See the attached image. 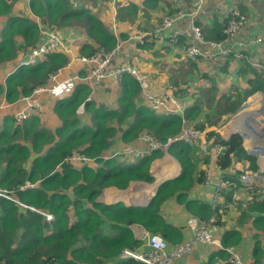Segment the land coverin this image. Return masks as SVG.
<instances>
[{"label": "trees", "instance_id": "1", "mask_svg": "<svg viewBox=\"0 0 264 264\" xmlns=\"http://www.w3.org/2000/svg\"><path fill=\"white\" fill-rule=\"evenodd\" d=\"M77 1L80 0L28 2L32 13L40 17L51 30L74 26L83 29L88 40L80 49L82 54L90 55L101 48H114L118 42L117 37L90 8L84 5L80 7L81 2ZM13 2L0 0V16L10 15L9 25L2 30L0 65L16 63L20 53L26 54L41 39L35 19L27 14L11 15ZM145 2L147 8L158 5L157 0ZM122 10H126L125 15H135L137 4L121 7L120 16ZM145 12L151 14L149 10ZM128 19L132 21L131 17ZM227 20H215L211 28L204 27L206 37L223 39ZM196 23L201 25L199 20ZM127 36L128 33H121V38ZM187 40L188 37L179 36L176 44L185 45ZM153 42L146 40L136 46L139 50L152 49L158 62L164 52L154 49ZM68 61L66 53L51 51L36 65L18 67L5 81H0V101L2 96L8 102H14L20 96L29 95L35 87L47 82L49 74ZM191 62L185 66L180 62L183 67L180 66L174 74H178L176 71L180 72V69L188 72L189 66H195ZM247 66L245 61L243 72ZM252 71L255 77L248 78L249 87L233 88V97L227 101V108L232 104L235 111L248 95L264 89L261 72L254 68ZM121 86L117 106L111 108L104 103L87 101L89 86L86 83L76 85L68 97L58 99L55 103L54 110L61 119L55 130L45 127L40 112L21 121L10 114L4 116L0 125V191L5 194H0V264H145L134 259L113 262L124 248L136 249L140 244L130 229L132 223L144 224L147 218H161L159 211L162 202L177 192V199L183 200L185 196L184 202L190 205L193 214L208 219L214 213L219 223L222 213L230 207L234 209L233 205L237 202L234 195L241 191L250 193L252 197L244 208L241 206L243 202L239 201V208L242 209L238 210L237 220L239 223L247 220L252 222L256 231L252 248L256 259L253 262L264 264V195L259 187L239 181V175L245 170L259 169L260 166L257 157L246 151L240 133H232L225 139L214 131L209 132V137L215 135L219 142L227 146L218 157L217 166L226 170L233 165L234 160L247 162L245 168L227 175L230 183L220 191L222 206L213 209L205 201H187L184 190L194 183L195 178L205 182L206 176L204 168L198 169L193 147L184 140L175 141L170 147V151L181 163V174L161 185L147 208H132L122 202L106 204L98 201L106 186L126 188L132 180H154L150 174V164L159 150L142 157L136 163H131L127 158L128 161L119 160L113 155L104 157V152L111 147L114 138L120 136L124 142L133 141L140 133L149 131L165 140L179 132L184 124L200 129L205 127L195 122V116L200 110L198 102H191L190 107L185 108V116L181 117L155 111L137 102L140 86L133 76L123 74ZM175 93L179 96L188 92L183 88ZM85 100L87 120L77 113V108ZM75 153L93 158L97 166L76 164L68 159ZM202 161L206 164L208 157L202 158ZM27 181L33 183V186L23 188ZM48 214L52 215L50 219ZM160 226L164 230L174 229L167 223H160ZM150 230L156 232L154 227ZM240 237L237 231L226 230L222 235L224 245L220 250L223 251L214 252L211 258L216 253L223 257L227 255L226 247L235 245Z\"/></svg>", "mask_w": 264, "mask_h": 264}, {"label": "crops", "instance_id": "2", "mask_svg": "<svg viewBox=\"0 0 264 264\" xmlns=\"http://www.w3.org/2000/svg\"><path fill=\"white\" fill-rule=\"evenodd\" d=\"M145 1L146 0H80V7L84 5L90 8L97 17L104 21L107 28L117 37L118 42L121 43V50L116 56V61L121 63L126 61L135 63L145 72L155 75L158 81L157 87L159 91L165 89L167 92H171L174 98L181 102L180 111L173 114L184 117L185 108L190 107L191 102H198L200 110L198 113L196 112L197 115L195 113V122L204 124L205 131H214L225 139L232 133H240L243 136V145L246 151L256 156L257 163L260 166L259 168L264 169V150L263 152L259 150V148H263L261 145L264 144V132L260 135L254 131L252 126H249V123H251L250 121L260 122L263 124L264 130V96L263 98L261 97V93H264V89H259L248 95L235 111L232 108V104L229 105L228 108L226 106L230 97H233V88L235 89V87H238L241 89V87H249L248 78L255 77V73L252 71L253 68L261 72V76L264 78V0H207L205 7L196 19L199 20L201 24L200 27L211 28L215 20L218 22H223L225 19L227 20L228 11L236 7L245 13L248 18L247 25L240 33V39L243 38L248 40L254 36L262 37L261 42L246 45L243 49V56L230 57L228 59H223L218 55L189 57L186 52V44L180 43L177 45L176 42H172L169 36L170 32L175 28H186L188 25L186 18L181 19L178 23H175L173 27L166 30L164 36L153 37L149 34L150 31H153L159 25L164 15L173 13L183 6L189 7L195 0H157L158 5L153 8H147ZM103 3L105 4L104 6ZM131 3L137 4V13H135V15L130 13L125 15L126 10H122L123 17L120 16V8ZM12 10L13 12L11 15L21 16L27 14L38 22L37 27H39L41 34L40 41L46 37V32L51 30L47 28V25L43 23L40 17L32 13L27 0H14ZM146 10H149L151 14L145 12ZM9 16L10 15L6 17L0 16V41L2 39V30L9 25ZM128 17H131L132 21H130ZM205 28L204 30L202 29V32L206 39H210L206 37L207 31ZM82 30L83 29H79V27H61L56 30L61 33L64 41L71 46V51L59 50L66 53L69 61H71L69 66H67L68 63L63 66L65 68L63 70L62 79L76 72L83 73L84 65L78 57L80 55H88L82 54L80 51L83 44L87 42L88 36ZM122 32L128 33L127 38H121ZM138 35H145L143 43H145L146 40H154V49H160L164 52V56L160 57L162 58L160 59L161 62H156L157 57L153 54L152 49L139 50L137 48V43L143 44L140 42L139 38L136 37ZM191 37L192 35L189 36L190 39ZM24 54L25 53L19 54L16 63L8 65V67L4 65L7 67L5 69H2L0 65L1 82L5 81V78L18 68V62L20 58H23ZM191 60V63H194L195 66L193 68L189 66L188 72H185L184 69H180V72L176 71L178 75L174 78V71L178 70L182 65L185 66V64ZM245 61L247 62L248 68L243 72V64ZM180 62H182V65ZM121 78L119 82L107 81L101 83L95 87L93 93L90 89L89 95H91V99L87 101L93 100L98 104L104 103L111 108L116 107L122 89ZM240 80H243L245 85H242ZM237 81L238 83H236ZM176 83L178 84L176 85ZM183 88H186L188 93L178 96L175 91ZM71 90H74V88L69 87L65 92ZM70 94L71 93L67 94L66 97ZM21 97L22 96L14 102H8L6 98L2 96L0 101V125L5 115L10 114L15 116L19 106L20 108L22 107ZM66 97H64V95L52 96L50 94H45L41 97L44 105L41 114L43 123L47 120V117L51 115L58 121V125L60 124L61 119L55 112L54 106L57 99ZM136 99L140 104L150 107L148 104L144 103L140 91ZM169 105H171L170 102ZM223 108L226 110H222ZM77 113L81 117H83V114H86L85 104L84 111H77ZM202 144L203 141H199L190 145L194 149L198 169L204 168L205 175L206 169L209 167L208 163L211 162L213 181L207 182L205 178V182H202L195 178L194 183H191L190 186L184 190V193L186 194L187 201H205L207 204H210V207L215 209L220 205L222 200L220 195L221 189H217L216 182L222 177L227 180V175L230 176L231 172L240 168H245L247 162L244 160H234L230 168L223 170L217 166L218 158L213 161L208 155L203 153ZM129 145L145 148L143 143L137 138L133 141L124 142L120 139V136H118L114 138L111 147L104 152V157H110L114 153H122L113 157L119 160H130L131 163H136L141 158L133 159L132 161V157L123 154V149ZM158 152L159 154L150 164V174L154 178L153 181L132 180L126 188H119L114 185L106 186L99 195L98 201L106 204L122 202L124 205L132 208H147L152 198L156 195L159 187L168 180L178 177L182 172L181 163L170 151V148L166 151L159 150ZM205 157H208L206 164L202 161V158ZM72 161H75L76 164L82 165L86 163L97 166L94 159L90 162H83L80 160ZM177 194L178 192L173 196H169L162 202L159 211L161 218L155 216L154 219H145L146 221L144 224L141 222H134L130 225V229L134 236L140 241L139 246L133 250L147 252L151 249L146 240L142 237L146 231L152 232L150 230L151 227H154L155 233L164 236L171 245L183 242L194 235L188 224V220L191 216H196L197 214H193L190 205H188L186 201L184 202L185 196L183 200H180L177 199ZM239 194L246 196L245 198L241 197V200H244L245 204L248 200H251L252 196L250 193L241 191L236 192L234 196L236 197ZM229 210H231V212L234 211L235 215H230ZM229 210L221 214L219 223L214 213L205 220H209L211 217L215 219L217 224L215 237L222 246L224 245L222 242L223 233L226 230L237 231L241 237L235 245L231 246L235 248L244 261L253 262L256 259L252 253L254 234H256L253 224L250 220L239 223L236 210L231 209V207ZM235 216L236 218L233 220ZM196 217L200 218L199 215ZM160 223L171 224L174 229L164 230V228L160 226ZM245 225H247L249 229H246L244 227ZM220 249L223 248H220L218 244L199 243L193 248L191 253L179 258L177 264H231L229 253H226L227 255L224 257L216 253L215 257L211 258L214 252L223 251ZM120 254L114 258L113 262L117 260L125 261L126 259H133L122 258ZM136 261L142 263V261Z\"/></svg>", "mask_w": 264, "mask_h": 264}, {"label": "built area", "instance_id": "3", "mask_svg": "<svg viewBox=\"0 0 264 264\" xmlns=\"http://www.w3.org/2000/svg\"><path fill=\"white\" fill-rule=\"evenodd\" d=\"M207 0H195L189 7H180L175 12L166 14L162 17L159 25L150 31L153 37L164 36L165 31L173 27L181 19L186 18L188 25L186 28H175L170 32V40L177 42L179 36L188 37L186 43V52L189 57H203L209 55H218L223 59L230 57L243 56V49L248 44L259 43L262 40L261 36H254L248 40L240 39V33L248 23V18L245 13L234 7L228 11L227 25L224 28V38L220 40L206 39L200 25L196 23L198 15L201 13L206 5ZM192 35L191 39L189 36ZM140 42H144L145 35L136 36ZM62 48V49H61ZM121 43H118L113 49L106 50L104 48L98 49L90 55H80L78 58L83 63V73L76 72L66 78L62 79L63 70L65 67H59L55 72L48 75L47 82L37 86L29 95H24L20 98L22 107L16 111L15 116L18 120L28 118L33 113L43 112V102L41 97L45 94L52 95H67L65 92L69 87H74L78 83H86L91 92H94L96 86L107 81L119 82L123 74L133 76L139 86L142 99L144 103L148 104L151 108L166 109L172 113L180 111L181 102L174 98L171 92L167 90L159 91L157 87V79L155 75L142 70L135 63L129 61L118 62L116 56L119 54ZM71 51V46L68 49L64 45L63 38L56 30H50L48 37L38 46L31 47L29 51L20 58V65L22 67L32 66L40 61V58H45L50 51L59 50ZM71 64L68 61L67 66ZM91 95L86 100H90ZM169 102L171 105H169ZM77 108L78 112L84 111V104ZM184 120V118H183ZM185 121V120H184ZM207 131L195 128L191 125L184 124L179 132L175 135H170L167 139L162 140L148 131L140 133L137 137L139 141L144 143L145 148L139 146H127L123 149V153L128 156H143L151 153L154 150H168L171 144L175 141H187L189 144H195L203 141V153L208 155L213 161L216 160L226 149V145L219 142L215 135L206 137ZM68 159L80 160L83 162H90L93 158L87 157L81 153H75ZM206 169V180L212 182L211 162L208 163ZM239 181L246 185L260 186L264 191V170H248L239 175ZM229 181L223 177L217 182V189L220 190L227 185ZM27 184H30L29 182ZM218 194V193H217ZM52 215L48 214V218ZM188 224L192 229L194 235L183 242L174 245L169 244L167 239L158 233L146 231L143 238L151 249L147 252L133 250L131 248H124L121 251L122 258H133L144 262L145 264H177L179 258L191 253L193 248L199 243L218 244L220 248L222 244L218 242L215 237L217 226L214 218L209 220H202L196 216H191ZM229 253V260L232 264H258L256 262L244 261L241 255L235 250L234 247H226Z\"/></svg>", "mask_w": 264, "mask_h": 264}, {"label": "rangeland", "instance_id": "4", "mask_svg": "<svg viewBox=\"0 0 264 264\" xmlns=\"http://www.w3.org/2000/svg\"><path fill=\"white\" fill-rule=\"evenodd\" d=\"M78 2H80V1H77V3ZM122 18V17H121ZM74 27H78V26H74ZM80 29V28H79ZM59 33V35L62 37V35H61V33L60 32H58ZM113 33V32H112ZM63 38V37H62ZM64 40V39H63ZM64 45L66 46V48L68 49V47H69V45L64 41ZM62 49V48H61ZM65 50V49H64ZM67 51V50H66ZM160 59H162V58H160ZM7 67H8V65H7ZM6 66H4V65H1V68L2 69H5V68H7ZM176 75H178V74H174L173 73V76H174V78L176 77ZM174 80V79H173ZM236 83H238V81L236 82ZM240 83L242 84V85H245V83H244V81L243 80H240ZM263 96H264V93H261V97L263 98ZM58 100V99H57ZM19 108H20V106H19ZM18 108V109H19ZM18 109H17V111H18ZM261 112H262V110H261ZM40 114V113H39ZM42 114V113H41ZM87 118H88V116H85V114H83V119H85V120H87ZM195 121H196V119H195ZM44 125H45V127L46 128H49V129H51V130H55V126L56 125H58V121L57 120H55L54 118H53V116H51V115H49L48 117H47V120L44 122ZM261 147H263V148H259V150H260V152L262 151L263 152V150H264V144H262L261 145ZM259 191L260 192H262L263 193V195H264V192L261 190V187H259ZM1 194V193H0ZM241 197H243V198H245L246 196L245 195H243L242 196V194H239L238 196H236V200H237V202H236V204L235 205H233V207H234V209L236 210V212H237V214H238V210L239 211H241V209L242 208H239V205H238V203H239V201H241V202H243V205H241L243 208L244 207H246L245 206V201L244 200H241L242 198ZM241 198V199H240ZM246 200V199H245ZM229 214L230 215H235L234 214V211H232L231 212V210H229ZM235 218H236V216L235 217H233V220H235ZM50 219V218H49ZM231 219V218H230ZM246 229H249V227H247V225H245L244 226Z\"/></svg>", "mask_w": 264, "mask_h": 264}, {"label": "bare ground", "instance_id": "5", "mask_svg": "<svg viewBox=\"0 0 264 264\" xmlns=\"http://www.w3.org/2000/svg\"><path fill=\"white\" fill-rule=\"evenodd\" d=\"M27 1H29V0H27ZM49 32V31H48ZM48 32H46V37L42 40V41H40L36 46H38L39 44H42L43 43V41L45 40V39H47V37H48ZM119 42H117V44H118ZM116 44V45H117ZM113 49V48H112ZM107 50V49H106ZM109 50H111V49H109ZM54 51H56V50H54ZM54 51H52V52H54ZM51 52V51H50ZM49 52V53H50ZM47 55H48V53H47ZM46 55V56H47ZM45 56V57H46ZM45 58H40V61L41 60H44ZM18 67H22L21 65H20V61L18 62ZM122 77V76H121ZM120 77V78H121ZM50 95H52V93L50 94ZM52 96H55V95H52ZM155 111H161V112H168V113H172V112H169V111H167L166 109H164V108H162V109H155ZM185 123V122H184ZM189 125V124H188ZM192 126V125H191ZM200 129V128H199ZM204 130V129H203ZM149 132V131H148ZM209 132L210 131H207V137L209 138ZM143 133V132H142ZM211 137V136H210ZM143 145H144V143H143ZM172 145V144H171ZM132 146V145H131ZM171 147V146H170ZM157 150H160V149H157ZM226 150V149H225ZM224 150V151H225ZM155 151V150H154ZM161 151H166V150H161ZM153 152V151H152ZM152 152L151 153H148V154H145V155H143V156H131L132 157V161H133V159H137V158H142V157H145V156H148V155H151L152 154ZM120 154H122V153H114V154H112L113 156H117V155H120ZM123 154H125V153H123ZM128 156V155H127ZM108 157V156H107ZM128 157H130V156H128ZM248 170H264V169H261V168H259V169H247V170H245V171H248ZM244 171V172H245ZM29 181H27L26 183H25V185H23L22 187L23 188H25L26 186H28V185H31V186H33V183H30V184H27ZM251 186H253L254 187V185H251ZM256 186V185H255ZM257 187H260V186H257ZM262 190V189H261ZM263 191V190H262ZM264 192V191H263ZM0 193L1 194H4V193H2L1 191H0ZM5 195V194H4ZM199 218V217H198ZM201 219V218H200ZM202 220H205V219H202ZM214 222H215V219H214ZM215 224H216V222H215ZM216 226H217V224H216ZM174 245V244H173ZM223 247V246H222ZM229 247H232V246H229Z\"/></svg>", "mask_w": 264, "mask_h": 264}, {"label": "water", "instance_id": "6", "mask_svg": "<svg viewBox=\"0 0 264 264\" xmlns=\"http://www.w3.org/2000/svg\"><path fill=\"white\" fill-rule=\"evenodd\" d=\"M251 123H249V126H252L254 128V131L259 133L260 135L263 134L264 130H263V124L260 122H256V121H250ZM34 209V208H32Z\"/></svg>", "mask_w": 264, "mask_h": 264}, {"label": "clouds", "instance_id": "7", "mask_svg": "<svg viewBox=\"0 0 264 264\" xmlns=\"http://www.w3.org/2000/svg\"><path fill=\"white\" fill-rule=\"evenodd\" d=\"M67 63H68V62H67ZM67 63H66V64H67ZM32 66H33V65H32ZM64 66H65V65H64ZM27 67H30V66H27ZM78 84H80V83H78ZM78 84H77V85H78ZM39 86H40V85H39ZM74 87H75V86H74ZM74 87H73V88H74ZM71 91H72V90H71ZM71 91H69L67 94H69ZM66 96H67V95H65L64 97H66ZM88 96H89V95H88ZM86 99H87V98H86ZM85 101H86V100H85ZM85 101H84V102H85ZM82 103H83V102H82ZM82 103H81V104H82ZM81 104H80V105H81ZM150 108H151V107H150ZM152 109H153V108H152ZM153 110H154V109H153Z\"/></svg>", "mask_w": 264, "mask_h": 264}]
</instances>
